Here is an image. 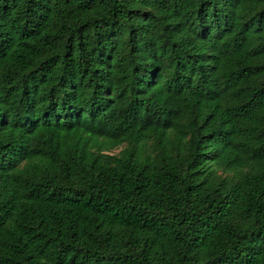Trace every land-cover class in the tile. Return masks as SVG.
Masks as SVG:
<instances>
[{"label":"trees","instance_id":"trees-1","mask_svg":"<svg viewBox=\"0 0 264 264\" xmlns=\"http://www.w3.org/2000/svg\"><path fill=\"white\" fill-rule=\"evenodd\" d=\"M0 264H264V0H0Z\"/></svg>","mask_w":264,"mask_h":264}]
</instances>
